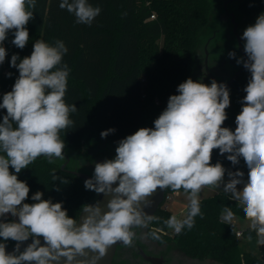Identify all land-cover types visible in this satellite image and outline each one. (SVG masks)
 Masks as SVG:
<instances>
[{"label": "clouds", "instance_id": "1", "mask_svg": "<svg viewBox=\"0 0 264 264\" xmlns=\"http://www.w3.org/2000/svg\"><path fill=\"white\" fill-rule=\"evenodd\" d=\"M59 7L74 13L77 23L87 25L101 12L87 0H61ZM34 8L35 0H0V65L7 55L3 42L10 31L17 48L27 45L26 25L33 19L29 9ZM242 39L247 60L237 63L251 76L235 131L222 127L230 106L227 86L215 80L209 86L186 79L178 85L179 94L169 97L154 128L142 127L128 135L118 142L114 159L95 164L85 188L112 197L108 211L85 205L87 215L79 224L68 216L62 202L42 199V192L31 197L35 203H24L30 188L16 175L41 156L49 162L64 158L60 132L73 125L70 113L77 111L75 104L64 99L70 69L62 60L68 49L63 41L50 46L37 40L30 56L12 55L10 65L18 69L19 76L0 103L7 113L0 121V217L11 214L18 220L0 221V238L17 244L13 253H7L6 243L0 242V264H60L62 258L63 264H97L110 246L131 244V228L145 223L141 202L150 204L146 198L157 188H183L190 193L187 218L181 221L173 216L166 222L179 233L185 226L192 228L194 217L201 215V190L223 184V191L242 206L257 244L264 245V13L243 31ZM229 56L234 58L235 52ZM114 132L102 131L101 138ZM215 149L228 154L233 165L243 158L249 169L246 182L244 173L236 171L228 172L230 179L225 183V168L219 162L211 163ZM224 213L225 221L231 222V209L225 208ZM29 238L32 243L20 251V244ZM86 250L98 255L91 261L77 260L88 255Z\"/></svg>", "mask_w": 264, "mask_h": 264}, {"label": "trees", "instance_id": "2", "mask_svg": "<svg viewBox=\"0 0 264 264\" xmlns=\"http://www.w3.org/2000/svg\"><path fill=\"white\" fill-rule=\"evenodd\" d=\"M87 2L101 9L91 25L77 23L74 13L59 7L61 0H35V8L29 9L33 11V19L26 25L27 45L17 48L12 43L14 33L10 31L3 42L7 55L0 65L2 103L3 95L12 90L19 76L18 69L10 65L12 55L21 59L30 56L37 40L50 46L63 41L68 52L62 63L70 69L64 99L69 105L75 104L77 111L70 113L74 123L60 132V138L65 143L64 151L83 162L93 158L111 159L107 149L91 151L105 143L116 148L128 135L154 125L166 109L169 97L179 94L178 85L191 78L197 69L198 49L205 35L212 31L215 7L214 0ZM232 5L241 35L264 13V0H234ZM250 76L245 69L233 84L231 108L225 122L232 131L237 126L235 119L242 109ZM6 114V109H0V121ZM108 129L115 132L101 138V132ZM227 155L215 149L211 163H221L227 176L228 172L241 171L242 179L247 181L249 169L243 158L233 165ZM10 172L16 174L11 168ZM16 175L30 188L24 203H35L31 197L37 191L42 192V199L62 202L68 216L77 221L84 206L99 198L98 193L85 188L84 178L62 169L57 159L49 162L41 156ZM176 191L184 189L166 188V198ZM199 201L201 215L194 217L192 228L185 226L179 233L169 229L166 222L172 213L163 203L154 216L145 218L151 227V237L160 243L174 242L191 259L218 264H264V245H259L261 256L243 251L239 230L233 222L224 219L225 208H230L234 216L246 219L242 206L230 193L219 192ZM189 205L182 220L188 216ZM0 221L14 220L5 217ZM241 236L257 239L250 226L242 230ZM0 242L6 243V248L16 243L2 238Z\"/></svg>", "mask_w": 264, "mask_h": 264}, {"label": "rangeland", "instance_id": "3", "mask_svg": "<svg viewBox=\"0 0 264 264\" xmlns=\"http://www.w3.org/2000/svg\"><path fill=\"white\" fill-rule=\"evenodd\" d=\"M233 1L231 2L233 3ZM214 2H215V7H214L212 31L205 35L204 39L202 40L201 47L203 48L206 41L210 38V36H213L214 33H216L215 43H212V50L215 53L214 61L218 64H223L225 66H228L229 68H231L233 72L242 65V63L240 64L237 63V60L242 59V56L238 48L237 38L233 32L234 25L232 23V17L229 16L228 14V12L235 13L236 10L234 5L230 3V0H214ZM236 20L238 21L237 15H236ZM230 52H235L234 58L229 56ZM199 67H201V65ZM220 74L224 77H230L231 75L228 73V70L225 71L221 70ZM103 149H107L108 151H110L111 155H113L111 159L115 158L116 148H114L112 145L108 143L101 145L99 149L92 150L91 153H96ZM57 160H59L60 163L63 164L65 158L63 159L57 158ZM69 164L70 165L68 167L72 169H76L78 166H85L86 162L81 161L79 157L75 156L71 158ZM77 169L81 170V168H77ZM84 171L90 173L87 170ZM229 179H230L229 176L227 175L224 176L225 183ZM238 188H242V185H238ZM219 192H224L223 184L220 186V188L211 187V186L204 187L199 193V199L214 195ZM189 196L190 193L185 191H178L176 193H171L167 196L164 204L165 207H167L171 211L172 213L171 217L175 216L178 220L182 221L184 215L186 214L187 207L190 204ZM5 217H11L14 221L18 220L17 217H13L11 214H7ZM5 217H0V220H3ZM145 222H148V220L145 219ZM231 222H233L236 228L240 231L250 226V221L248 219H244L238 216H233ZM169 229L174 230L171 227H169ZM239 244L243 251L252 252L258 256H261V250L259 245L257 244L256 238L252 237V239L249 240L248 237L246 236H240ZM170 245L173 247L172 255L176 257L179 256V259L182 258L181 250L176 246V244L174 242H171Z\"/></svg>", "mask_w": 264, "mask_h": 264}, {"label": "flooded vegetation", "instance_id": "4", "mask_svg": "<svg viewBox=\"0 0 264 264\" xmlns=\"http://www.w3.org/2000/svg\"><path fill=\"white\" fill-rule=\"evenodd\" d=\"M216 33L206 41L204 47H200L198 49V67L194 72L193 80L199 81L204 84L210 86L211 82L214 80L213 76L218 81H228L236 72L234 70L232 72L231 68L225 66L223 64H218L214 60V51L212 50V43H215ZM208 44V45H207ZM206 45L208 46V64H206ZM201 65V67H199ZM228 70V73L232 74L230 77H224L220 74V71ZM233 85L229 88L230 94V106L226 109V113L231 108V91ZM226 120L223 125H225ZM113 156V155H112ZM105 158H93L91 160L86 161L85 166H78L77 168H81L89 171L94 175V169L96 163H102ZM70 165V164H69ZM150 225L145 222L143 226L137 227L132 230L134 236L132 238L130 245L120 246L118 252L115 256V260L122 264H155V260L159 259L163 262V264H218L212 260H197L191 259L185 256L182 252V258L179 259V256L172 255V246L170 243H160L158 240L153 239L150 235Z\"/></svg>", "mask_w": 264, "mask_h": 264}, {"label": "water", "instance_id": "5", "mask_svg": "<svg viewBox=\"0 0 264 264\" xmlns=\"http://www.w3.org/2000/svg\"><path fill=\"white\" fill-rule=\"evenodd\" d=\"M228 14H229V16L232 17V23L234 25L233 32L237 38L238 48H239V51L241 53V56H242L243 60H247V55L244 52V40L242 39V35L238 31L239 23L236 20V15L233 12L232 13L228 12ZM207 45L205 48L206 53H207L206 64H208V60H209V58H208L209 51H208ZM244 70H245V68L243 67V64H242L240 66V68L238 70H236L235 74L226 82L225 81H218L214 76H213V79L217 83L225 84L227 86V88L229 89L235 83V81L239 78V76L242 74V72ZM193 76H194V73L191 76V79L193 78ZM145 127L154 128V125H149V126H145ZM222 127H226V126L222 125ZM64 158H65V161L62 164V169L67 170V171H69L75 175H78V176L84 178L85 180L91 179L93 177V174L88 173L82 169L81 170L77 169V168L72 169V168L68 167L69 162L71 160V156L69 154H67L65 151H64ZM53 159H57V158H53ZM116 186H118V182L113 185V187H116ZM98 194H99L98 200L92 201L88 205H92V206L98 205L102 208L103 211H108L107 203L111 199L112 194H105V193H98ZM146 199H147V201L150 202V204L145 205L144 202H141V208L143 209L144 217L148 218V217L154 216L155 213L157 212L158 208L164 203V201L166 199V188L165 189L157 188ZM83 211H84V209L82 210L80 217L77 221L78 224L82 223L83 218L87 215V213H85ZM136 228H137L136 226H133L131 228V231L136 229ZM40 240H41V245H43L44 244L43 238L41 237ZM31 243H32V238H29L27 241L22 242L20 244V251H23ZM16 244H17V242L15 244H13L12 246L6 248V252L7 253H13L15 251ZM123 245H125V244H123L122 242H117L116 244L110 246L106 250L105 255L97 261V264H122V263H119L115 260V256L118 252L119 247L123 246ZM86 251L88 252V255L87 256H78L77 260L91 261L94 256L98 255V253L92 252L91 250H86ZM63 260H64V258L61 259L60 264H63ZM154 262H155V264H163V262L159 259H156Z\"/></svg>", "mask_w": 264, "mask_h": 264}, {"label": "built area", "instance_id": "6", "mask_svg": "<svg viewBox=\"0 0 264 264\" xmlns=\"http://www.w3.org/2000/svg\"><path fill=\"white\" fill-rule=\"evenodd\" d=\"M152 18H155V15H152ZM238 235L241 236L242 235V231H238Z\"/></svg>", "mask_w": 264, "mask_h": 264}, {"label": "crops", "instance_id": "7", "mask_svg": "<svg viewBox=\"0 0 264 264\" xmlns=\"http://www.w3.org/2000/svg\"><path fill=\"white\" fill-rule=\"evenodd\" d=\"M176 192H178V191H176ZM176 192H175V193H176Z\"/></svg>", "mask_w": 264, "mask_h": 264}]
</instances>
